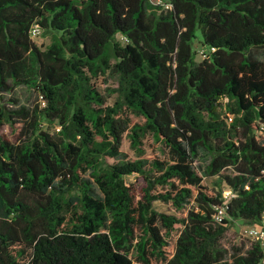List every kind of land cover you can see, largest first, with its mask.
Wrapping results in <instances>:
<instances>
[{
	"label": "trees",
	"instance_id": "trees-1",
	"mask_svg": "<svg viewBox=\"0 0 264 264\" xmlns=\"http://www.w3.org/2000/svg\"><path fill=\"white\" fill-rule=\"evenodd\" d=\"M159 1L0 0V94L45 102L0 105V264L264 263L260 243L222 245L234 222L264 220V0ZM147 137L166 159H146Z\"/></svg>",
	"mask_w": 264,
	"mask_h": 264
},
{
	"label": "rangeland",
	"instance_id": "rangeland-1",
	"mask_svg": "<svg viewBox=\"0 0 264 264\" xmlns=\"http://www.w3.org/2000/svg\"><path fill=\"white\" fill-rule=\"evenodd\" d=\"M158 3H160L159 0H157ZM200 36V35H199ZM118 40L122 43H124L123 39L121 37H118ZM33 42L41 49L45 50L51 43V37L49 35H45V33L42 30L38 29V34L33 38ZM198 41L195 43L196 50L199 49V46H197ZM196 60L199 62L201 61V58L199 56H196ZM116 83L113 80H108V83H104L103 78H100L97 81V87L102 91H107V88L114 89L116 87ZM116 101V95H112L108 100V105H113ZM226 102H222V106L220 107V115L222 119L226 122V116L229 115L225 109ZM0 105L3 106L6 111H16L21 108H25L29 110L30 112H33L35 107L39 106L42 109L45 108V102L42 99V97L33 89L21 86L15 89L13 93H4L0 94ZM230 117V116H229ZM132 123H143V120L141 118H136L134 116H131ZM232 122L228 120L227 125H231ZM18 127H21V125H18ZM43 131H47L49 133H54L58 131L57 125H49L48 123H44L41 127ZM3 135L6 139L12 140L16 137L17 133L16 130H11L9 127H5L3 130ZM145 150V157L146 159L152 161L155 159L164 160L166 159V153L163 149V147L154 142L151 137H147L144 140V146ZM122 151L127 154L128 158L131 161L136 160V156L134 152L130 148V142L128 139H124L123 141V147ZM208 164V157L206 155H201L200 159L195 163V167L197 169V172L199 175H203V170H205L206 165ZM205 182L208 184L210 189H214L216 191H221V188L225 191L226 186L221 184V182L218 179H204ZM136 181V176L128 177L129 183H134L141 187L142 182ZM155 210H157L160 213L168 214V215H175L177 217H182L181 214L176 213L170 205H165L163 203L157 202L154 204ZM0 217H3L2 208H0ZM247 227L246 225H243L239 222H234L231 225V228L227 232L225 238L222 241L223 247L229 251L230 255L234 252V249H241L243 251H246L249 249L253 241L247 236ZM175 237L170 239V246L168 248V252L171 253L174 249L175 244ZM264 246V244H263ZM264 264V263H263Z\"/></svg>",
	"mask_w": 264,
	"mask_h": 264
},
{
	"label": "built area",
	"instance_id": "built-area-1",
	"mask_svg": "<svg viewBox=\"0 0 264 264\" xmlns=\"http://www.w3.org/2000/svg\"><path fill=\"white\" fill-rule=\"evenodd\" d=\"M38 34V30L36 28L32 29L31 31V36L32 38H34L35 36H37ZM212 51H214V49H212ZM202 59L207 58L208 52L205 50L200 51V54ZM228 120L230 122L233 121L232 117H228L226 118V123L228 124ZM59 131V130H58ZM223 196L225 199H229L231 196V192L230 190H225L223 192ZM226 214V211L224 208H219L217 209V213L215 215V220L216 221H220ZM247 236L256 243H260V244H264V220L261 224H256L253 226H248L247 227Z\"/></svg>",
	"mask_w": 264,
	"mask_h": 264
}]
</instances>
